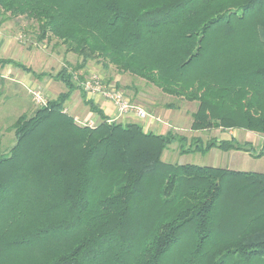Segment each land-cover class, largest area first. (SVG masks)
Here are the masks:
<instances>
[{
    "label": "trees",
    "instance_id": "1",
    "mask_svg": "<svg viewBox=\"0 0 264 264\" xmlns=\"http://www.w3.org/2000/svg\"><path fill=\"white\" fill-rule=\"evenodd\" d=\"M0 9L70 43L83 59L75 68L102 57L196 101L193 130L264 134V0H0ZM54 77L66 91L20 115L0 154V264H264V172L164 162L172 132L109 121L65 68ZM76 89L100 118L93 126L63 110ZM215 140L207 147L250 151Z\"/></svg>",
    "mask_w": 264,
    "mask_h": 264
},
{
    "label": "rangeland",
    "instance_id": "2",
    "mask_svg": "<svg viewBox=\"0 0 264 264\" xmlns=\"http://www.w3.org/2000/svg\"><path fill=\"white\" fill-rule=\"evenodd\" d=\"M0 33V36L4 37L2 39L6 41L8 58L14 56L13 60L15 59V61L30 67L37 74L49 73V75L37 77L13 64H5L0 67L1 155L6 154L15 141L13 124L16 119L20 115L30 116L37 107H40L33 98L32 90H39L46 100L54 99L60 92L66 91L63 82L54 77L58 71L65 68L72 74L75 84L85 91L87 99L94 102L96 97L103 98L110 102L118 113L116 104L112 99L106 97L101 89L118 91L123 96L125 103L131 106L122 110L120 116H134L139 119L149 118L154 122L161 123L167 129L171 128L175 138L161 155L164 162L208 166H211L210 164L213 162L216 163L217 167L231 170L264 172V154L256 156L258 153L264 152V134L255 132H252V134L250 131L240 128L231 129L239 130V132H236V137L233 138L238 143L243 144L244 147L250 148V151L223 150L213 146L220 151L209 152L208 150L212 147L208 148V143L215 139L209 136L213 133L211 130L223 131L220 127L202 129L203 132L200 133L199 138H194L188 144L184 138L179 136L180 134H176L177 132L173 128L179 124L180 120V122L184 121V115L181 114V111L187 110L189 113L196 109V101L185 102L184 110H181V108L175 110V106L179 104L178 101L183 100L182 98L163 92L157 85L144 78L118 70L102 57L89 58L83 67L75 68L80 65L83 59L76 52L69 50L70 43L62 42L47 31L43 34L41 23L35 20L10 15L1 9ZM89 82L93 88L87 91L85 84ZM98 88L100 91H97ZM73 95L75 101L81 99L84 104L80 96V89L74 90L70 97ZM85 106L88 108L87 105ZM139 109L145 113L144 117H140L136 113V110ZM63 110L70 114V110L66 106ZM74 118L79 124H89L91 126L96 124V121L90 118L83 120L79 116ZM170 118L174 122L169 123ZM191 123L192 121L189 123L190 127ZM242 130L245 132L246 137L243 136ZM247 141L249 142L248 145L245 144ZM216 142L218 143V140ZM230 151L233 152L230 153Z\"/></svg>",
    "mask_w": 264,
    "mask_h": 264
},
{
    "label": "crops",
    "instance_id": "3",
    "mask_svg": "<svg viewBox=\"0 0 264 264\" xmlns=\"http://www.w3.org/2000/svg\"><path fill=\"white\" fill-rule=\"evenodd\" d=\"M1 34V33H0ZM2 36H0V59L1 58H8L7 56V46H6V41L3 40ZM14 58L10 57V59ZM15 60V59H14ZM81 96V95H80ZM74 95L72 97H70V99L68 101H66L65 106L70 110V114L73 117L79 116L81 120L83 119H92L94 121H96V123H98L100 121L99 116L94 113L91 112L81 101H79L78 97H77V101H75L73 99ZM94 102L95 104L103 111V113L108 117L109 120L111 121H115V122H120V123H130V122H135L138 123L142 126L144 131H151L154 132L156 134H165L167 132H171V128L167 129V127H163L161 125V123L158 122H154L149 118L146 119H139L137 117L134 116H124L122 117V115L120 116V114H118L115 110V108L113 107V105L108 102L107 100H104L103 98L100 97H96L94 98ZM185 102H189V101H184V100H180L178 101L179 104H177L175 106V110H178V108H181V110H184V104ZM79 104V105H78ZM180 110V111H181ZM195 111L192 110L191 112L188 113L187 110L185 111H181V114L184 115V121L180 122L179 124L174 126V130L175 132H177L176 134H180L179 136H181L182 138H184L188 144H190V142L192 140H194V138H199V135L201 132H203L202 130H193L191 129V127L189 126V123L192 121V113ZM191 118H188V117ZM77 119V118H76ZM168 121L174 122V120L172 121V119L170 118ZM178 122V121H177ZM184 122H187L186 124ZM183 123V124H182ZM182 124V125H181ZM213 133H211V135H209L211 138H215L216 140H230L231 138H235L236 137V132L239 130H218L216 131V129H212L211 130ZM234 131V132H233ZM243 131V130H242ZM186 132V133H185ZM243 136H245V132L243 131ZM252 133V132H251ZM210 134V133H209ZM253 134V133H252ZM264 137V136H263ZM209 152H219L220 150H217V148L212 147L211 149L208 150ZM213 152V153H214ZM233 151H230V153H232ZM264 154V152H263ZM211 166L217 167L216 163H211ZM208 166V165H207Z\"/></svg>",
    "mask_w": 264,
    "mask_h": 264
},
{
    "label": "built area",
    "instance_id": "4",
    "mask_svg": "<svg viewBox=\"0 0 264 264\" xmlns=\"http://www.w3.org/2000/svg\"><path fill=\"white\" fill-rule=\"evenodd\" d=\"M90 85H91L90 82L85 84V88L87 89V91H90V89L93 88ZM97 91H100V89L98 88ZM31 92H32V94L34 96L33 98L36 100V102L38 103V105L42 106V105H45L46 104L47 100L44 99V97L41 95V92L39 90H35L34 89ZM101 92H103L104 95L106 97H108L109 99H112V101L117 106V109L119 111L118 112L119 114H121V111L122 110H125V109L131 107V106L127 105L128 103L127 104L125 103V101L123 100L124 98H123V96L121 95L120 92L115 91V90H102V89H101ZM136 113L138 115H140V117H144L145 116V113L143 111H141L140 109L139 110H136ZM109 121H111V120H109Z\"/></svg>",
    "mask_w": 264,
    "mask_h": 264
}]
</instances>
